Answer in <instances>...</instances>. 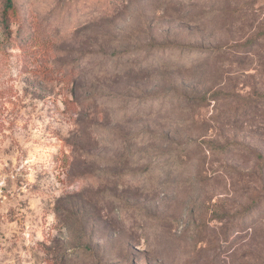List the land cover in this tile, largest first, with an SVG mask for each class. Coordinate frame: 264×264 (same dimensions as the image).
Masks as SVG:
<instances>
[{"label": "rangeland", "instance_id": "374dc122", "mask_svg": "<svg viewBox=\"0 0 264 264\" xmlns=\"http://www.w3.org/2000/svg\"><path fill=\"white\" fill-rule=\"evenodd\" d=\"M13 2L0 264H264V0Z\"/></svg>", "mask_w": 264, "mask_h": 264}, {"label": "trees", "instance_id": "16d2710c", "mask_svg": "<svg viewBox=\"0 0 264 264\" xmlns=\"http://www.w3.org/2000/svg\"><path fill=\"white\" fill-rule=\"evenodd\" d=\"M14 2L13 0H5V4L3 7V12L0 16V26L5 30L9 31L11 14L10 12L13 10Z\"/></svg>", "mask_w": 264, "mask_h": 264}]
</instances>
